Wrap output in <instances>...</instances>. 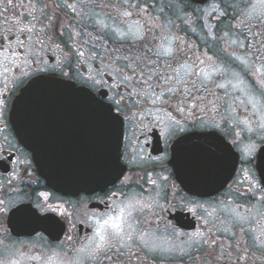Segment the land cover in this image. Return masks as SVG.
<instances>
[{
	"label": "flooded vegetation",
	"instance_id": "flooded-vegetation-1",
	"mask_svg": "<svg viewBox=\"0 0 264 264\" xmlns=\"http://www.w3.org/2000/svg\"><path fill=\"white\" fill-rule=\"evenodd\" d=\"M21 2L23 8L19 6ZM30 2L37 9L42 7L36 0H14L17 6L5 12L0 2V34L7 37V30L13 28L12 22L23 19L25 11L31 13ZM44 2L49 6L48 15L52 16L55 11L52 0ZM57 2L61 4L59 12L67 16L62 23L71 24L63 36L57 32L52 41L43 35L39 37L43 43L35 46L36 64L29 60L27 67L21 66L19 71L10 68L6 75L0 66V208L5 209L0 218V264H112L105 257L117 250L123 252L121 264H127L130 253L139 254V259L133 256L135 264H257L259 243H254V238L264 239V128L260 127L264 124V111L259 107L255 111L248 107L245 112V105L237 103L232 107L227 125L220 116L215 118L219 128L211 127L207 116L204 120L208 126H193L185 123L190 117L176 116L184 130L169 134L166 124L148 119L141 123L137 115H142L140 106L132 107L131 114H127L121 104V118L116 122L121 125L122 140L117 170L110 171L115 173L113 179L99 188L66 189L49 184L45 169L37 163L12 119V103L20 88L37 75L51 74L83 88L104 104L112 97L119 100L128 95L124 90L117 94L110 87L113 81L105 73L114 77L113 66L105 67L107 61H103L97 69L95 62L86 58L91 52L92 39L101 35L90 21L95 17L112 23L107 17L108 5H116L119 0ZM65 2L76 7L75 22L70 10L63 7ZM130 2L146 7L147 12L141 16L157 26L153 33L156 40L144 47L159 44L163 35L179 37L176 43L189 60L197 56L203 59L206 54L220 67L228 69L226 77L218 79L219 83L232 79L231 74L236 73L249 91L256 87L252 70L245 69L239 61L232 62L228 55L244 54L229 41L236 39L242 22L255 24V21H246L243 15L245 5L255 0ZM224 4L229 7L225 9ZM220 12L226 15L221 16ZM35 15L43 19L39 11ZM31 18L29 15L23 19V25ZM33 23L36 29L42 27L38 21ZM43 23L47 24L48 20ZM81 30V36L74 34ZM16 36L23 38L19 32ZM36 39L33 35L26 43L33 44ZM9 42L5 39L4 44ZM11 43L15 46L14 40ZM108 43L109 47L117 46ZM77 48L85 51V57L75 54ZM93 80L101 83L93 84ZM217 91L223 95L221 90ZM103 92L107 95H101ZM232 95L238 101L242 98L238 92ZM48 109L84 112L65 113L60 118L45 113L44 122L52 124L50 135L58 143L60 174L71 175L76 170V162L71 160L78 157L79 143L86 147L80 154L82 150L78 146V155L89 158V162H79L78 172L87 171L91 167V145L96 141V114L91 112L95 108L75 105ZM249 144L255 145L251 155L244 151ZM130 201L140 202L128 218L131 228H126L133 238L125 235L123 244L113 242L111 247L106 245L96 250L92 257H79L76 250L93 236L95 221L117 215ZM237 213L248 218L242 227L237 222ZM212 240L216 241L215 245ZM246 255L252 256L250 262L242 259Z\"/></svg>",
	"mask_w": 264,
	"mask_h": 264
},
{
	"label": "snow or ice",
	"instance_id": "snow-or-ice-1",
	"mask_svg": "<svg viewBox=\"0 0 264 264\" xmlns=\"http://www.w3.org/2000/svg\"><path fill=\"white\" fill-rule=\"evenodd\" d=\"M0 2L3 3L5 12L17 6L14 0H0ZM36 3L42 7L37 9L30 2L31 13L28 11L23 13V19H27L29 15L32 17L27 25H23V19L14 20L13 28L7 30L8 36L0 34V57H2L0 66H3L5 75L10 68L19 71L21 66L27 67L29 60L32 64L37 63L35 46L43 43L39 38L41 35L52 41L55 33L58 32L63 36L65 30L71 27V24L66 26L62 23V19H67V16H62L59 12L61 4L57 0H52V7L55 9L52 16L48 15L49 6L44 0H36ZM19 6L23 8V2ZM63 7L70 10L73 14V22H75L76 7L67 2L63 4ZM108 7L110 10L107 17L112 23H106L104 18L95 17L90 21L94 30L100 32L101 35L92 39L91 52L86 58L93 60L97 69L101 67L103 61H107L105 67L113 66L114 77L111 73H105L113 81L110 87H114L117 94L120 90H124L128 94L127 98L122 96L119 100L112 97L107 104L99 101L107 108L112 120H120L121 104L124 105L127 114H131L132 107L140 106L142 115L140 113L137 115L140 116L141 123L144 119H148L157 124H166L169 134H174L184 130L176 116L190 117V119H185V123L193 126L198 124L208 126V122L204 120V116H207L211 120V127L219 128L220 124L216 122L215 118L220 116L222 122L227 125L232 107L237 103L245 105V112L248 107L254 111L259 107L261 111H264V103H261V100L264 99V0H255L254 3L250 2L245 5L246 11L243 13L245 20L255 21V24L243 25L242 22L236 39L229 41L230 44L244 51L243 56H236L234 53L228 55L232 62L239 61L245 69L252 70V79L256 87L251 91L236 73L231 74L232 79L226 80L225 83H219L218 79H224L228 69L220 67L212 57L206 54L203 59L197 56L195 59L189 60L184 49L176 43L179 37L163 35L160 37L159 44L144 47L145 44H152L156 40L153 33L157 30V26L149 24L148 20L141 16L142 13L147 12L146 7L141 8L139 3L133 4L130 0H119L118 4H109ZM218 7L219 5L214 7L213 11H217ZM227 7L229 5L224 4V8L227 9ZM133 9L137 11L134 12ZM37 11L40 12L43 19L35 15ZM113 12L116 15H113ZM220 15L224 16L226 12H220ZM133 17L136 18L132 19ZM45 19L48 20L47 24L43 23ZM33 21H38L42 27L36 29ZM253 27H256L257 30L253 31ZM82 31L74 34L81 36ZM17 32L21 34L22 39H17ZM33 35L37 36L35 43H26L32 40ZM71 38L72 33L69 34V39ZM5 39L10 41L7 45L4 44ZM13 40L15 46L11 43ZM108 42L117 46L109 47ZM87 43L86 41L85 44ZM74 51L76 55L85 57V51L79 48ZM26 74L22 73V75ZM117 78L118 83L116 82ZM99 83L101 82L93 80V84ZM217 90H221L223 95ZM234 92L240 93L242 98L239 101L232 95ZM101 95L106 96L107 92H103ZM173 113L176 115H172ZM240 123L247 124L248 121H240ZM260 127L264 128V124H261ZM254 149L255 145L249 144L245 146L244 151L247 155H251ZM138 205H140L139 201H130L119 209L117 215H108L106 218L96 220L93 236L87 238V244L76 250L77 255L84 258L92 257L96 250L106 245L111 247L113 242L123 244L125 235L132 239V234L126 232V228H131L128 218L133 211L137 210ZM4 211V208H0V218L3 217ZM15 211H19V209ZM236 219L242 227L248 218L237 213ZM195 235L201 236L202 233ZM262 235H264V230H262ZM257 241L259 243L256 254L257 264H264V239L254 238V243ZM212 243L215 245L216 241L212 240ZM134 255L139 259L138 253H130L126 257L127 264H135ZM121 256H123V252L117 250L113 255L106 256L105 259L112 261V264H121ZM242 259L250 262L252 256L246 255Z\"/></svg>",
	"mask_w": 264,
	"mask_h": 264
},
{
	"label": "water",
	"instance_id": "water-1",
	"mask_svg": "<svg viewBox=\"0 0 264 264\" xmlns=\"http://www.w3.org/2000/svg\"><path fill=\"white\" fill-rule=\"evenodd\" d=\"M92 105V114H96V141L92 144L91 167L83 173L78 172V163L89 162V158L80 157L85 144L77 146L78 156L73 174L62 176L58 143L50 135L52 124L44 122V114L60 118L63 114H83V111L51 110L52 106ZM88 115L89 112L87 111ZM13 121L25 143L34 151L40 166L45 169L49 183L56 188L79 189V187L99 188L110 182L119 163L122 128L111 119L107 108L94 99L83 88L65 81L56 75H38L23 85L12 104ZM47 130V132H46ZM95 148V149H94ZM114 170V172H110Z\"/></svg>",
	"mask_w": 264,
	"mask_h": 264
}]
</instances>
